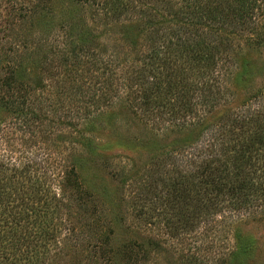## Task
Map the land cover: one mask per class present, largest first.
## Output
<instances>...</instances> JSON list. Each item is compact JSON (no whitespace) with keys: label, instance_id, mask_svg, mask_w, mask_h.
<instances>
[{"label":"trees","instance_id":"obj_1","mask_svg":"<svg viewBox=\"0 0 264 264\" xmlns=\"http://www.w3.org/2000/svg\"><path fill=\"white\" fill-rule=\"evenodd\" d=\"M79 1L100 6L94 13L99 10L110 21L137 19L148 27L139 39L127 32L111 46L94 34L88 20L71 17L57 33L43 31L32 40L36 45L30 42L34 49L49 39L55 44L41 55V72L58 86L59 104L69 99L84 108L76 122L42 110L46 99L34 92L41 85L27 83L21 65L0 69V108L11 111L9 119L0 120V264H68L78 246L83 251L76 264H112L114 255L122 264L145 259L143 244L131 240L118 253L109 248L108 234L96 238L98 199L81 181V159L48 148L60 124L80 125L85 146L97 155L89 125L102 124L113 99L160 134H187L142 166L133 161L132 167L112 169L119 179L133 173L127 184L136 221L151 229L162 225L163 234L177 242L202 234L204 243H216L223 221L264 209V108L243 102L210 117L221 97L213 74L235 39L222 32L240 36L253 30L259 0ZM21 9L33 11L30 5ZM110 151L112 161L122 156ZM68 198L74 205L68 218L56 216ZM158 240L159 246L168 242ZM250 246L240 245L231 254H246ZM192 257L187 264H199Z\"/></svg>","mask_w":264,"mask_h":264},{"label":"rangeland","instance_id":"obj_2","mask_svg":"<svg viewBox=\"0 0 264 264\" xmlns=\"http://www.w3.org/2000/svg\"><path fill=\"white\" fill-rule=\"evenodd\" d=\"M128 1L135 4H139V1L162 2V0ZM22 5H30L33 11L22 10ZM95 7L100 6L83 4L79 0H0V69L8 65H21L23 75L34 84L30 81L26 82L31 83L32 86L41 85V88L36 86L34 92L37 96L41 94L40 98L46 99L42 110L50 115H57L62 120L76 122L75 117L82 115L83 111L80 109L84 108L71 104L69 99H63V102L58 103V86L41 72L43 67L41 55L55 44L49 39L44 42L41 49H34L31 45L32 40L40 37L43 31L52 30L57 33L56 28L61 22L79 16L88 20L94 34L99 35L102 42H107L111 46L125 34L127 35V32L133 39H139L137 37L145 34L148 27L144 21L137 19L110 21L99 10H97L99 14L96 15ZM252 16L257 24L253 30L245 31L244 35L239 33L240 36H237L229 30L222 32L235 39L234 46L223 54L219 68L213 74L217 86L215 91L219 92L221 97L220 103L210 113L212 119L224 109L237 107L243 102L264 108V0L257 2ZM20 38L23 39V43ZM25 44L29 46L28 49L23 47ZM30 56H34L35 61ZM110 105L112 106L106 109L107 113L101 125L92 123L89 125L88 137L93 150L98 151L97 155L89 152V148L85 146V139L81 136V132H78L82 129L80 125L74 128L60 124L55 130V135L50 139L52 145L49 141L50 146H48L50 150L56 151L57 155L61 151L66 157L72 155V159L78 157L81 159L78 160L81 181L87 183V189L98 199L94 208L98 209L95 219H99L97 226L93 228L97 234L96 238L99 239V234H108L109 248L118 253L123 245L131 240L143 244L142 254L145 255V259L139 264H187L192 255H195L192 258H197L199 264H264V209H249L236 222L233 219L223 221L219 227L221 238L216 243H204L203 239H199V236L204 238L202 234H193L183 243L177 242L176 239H169L167 234H163L165 230L162 225L160 228L151 229V226L140 223L130 216L131 198L134 193L127 183L130 182V174L133 173L119 179L112 169L116 168V165L132 167L133 161L142 166L153 153L163 147H172L187 134L177 130L167 135L160 134L134 110H130L126 103L113 99ZM77 109L80 110L79 113ZM8 111L0 108V120L11 117V111ZM210 117L207 119L211 120ZM151 142L155 145L149 146ZM55 143L59 147L56 148ZM124 148L127 150H122ZM62 150L66 152L63 153ZM110 150L122 156L112 161L109 158ZM58 162L63 163L59 159ZM68 207L74 208L69 198L58 208L60 211L56 216L68 218L66 214L70 209ZM234 230L238 235L235 234V238ZM61 235L64 236V233ZM162 237L168 239V242L162 243L161 246L156 245L154 240L159 241L158 239ZM244 244L251 245L247 248L246 254L238 251L234 255L231 254V250H238V246ZM83 247L88 246L84 244ZM82 251V247L78 246L68 264H76V261H80ZM75 252L80 258L76 257L77 259L73 260ZM118 258L114 255L112 264H122L123 258ZM91 261L85 263L92 264Z\"/></svg>","mask_w":264,"mask_h":264}]
</instances>
